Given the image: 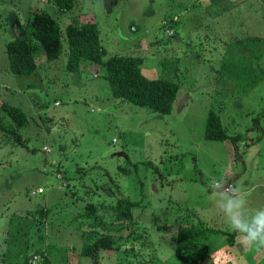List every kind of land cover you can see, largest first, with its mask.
Returning <instances> with one entry per match:
<instances>
[{"label":"rangeland","instance_id":"1","mask_svg":"<svg viewBox=\"0 0 264 264\" xmlns=\"http://www.w3.org/2000/svg\"><path fill=\"white\" fill-rule=\"evenodd\" d=\"M207 1L76 0L61 10L52 0H0V106L8 103L28 117L17 134L0 132V264H21L27 255H37L40 264L47 250L51 264H184L175 255L179 226L200 221L235 233L214 209L215 186L230 184L250 207H264V188L247 191L264 180V0H247L225 23L196 17ZM41 11L60 24L61 54L48 61L39 45L34 73L14 75L5 45L20 34L34 41L28 22ZM176 14L180 20L172 22ZM87 20L98 25L105 59L142 57L146 78L179 85L170 114L114 99L101 66L82 61L76 72L65 69V28ZM247 34L254 38L234 49L229 36ZM217 35L228 40L219 43ZM226 50V64L234 68L221 73L219 54ZM211 109L228 134L241 136L235 146L205 139ZM0 120L10 124L1 110ZM121 199L136 203V236L144 237L101 250L99 263L80 256L95 238L91 220L81 216L84 205L98 204L110 222ZM206 242L210 255L264 264V250L241 254L221 233Z\"/></svg>","mask_w":264,"mask_h":264},{"label":"trees","instance_id":"2","mask_svg":"<svg viewBox=\"0 0 264 264\" xmlns=\"http://www.w3.org/2000/svg\"><path fill=\"white\" fill-rule=\"evenodd\" d=\"M75 1L52 0L54 5L61 10H71ZM28 28L29 35L34 41H31L28 35L20 34L5 45L4 52L9 72L17 76H29L34 73L37 68L34 55L39 45L42 46L48 61L58 59L62 51L60 24L49 14L42 11L35 12L28 22ZM65 39L68 48L65 69L68 72L79 70L82 61L91 62L101 66L104 70V78L108 82L111 96L114 99L126 101L134 106L143 107L162 115L171 113L178 95L179 85L163 78L154 80L146 78L140 69L143 63L142 57L113 55L105 59L107 53L101 45L99 28L95 21L87 20L80 26L67 25ZM0 110L10 120V124L7 126L0 120L2 136L15 135L28 123L26 113L18 107L3 103ZM204 137L210 141H230L234 146L241 139L240 135L227 133L220 115L213 109L209 110L206 118ZM135 205L136 203L129 200L117 201L113 207L116 220L106 222L99 214L101 207L98 204L86 203L81 216L91 220L88 228L93 229L91 232L95 233V238L92 243L83 246L80 256L99 263L101 250L108 252L118 250L121 242H124V245L129 241V238L137 239V236L143 238L144 232L136 236L138 228L135 226L137 223L133 220L131 212ZM99 226L108 232H122L124 236H114L108 232L107 234L98 233ZM79 229L81 230V227ZM219 233L227 237L230 246L233 245L236 233L227 234L225 231L208 227L207 224L200 221L179 226L174 239L176 257L184 264H211V262L209 263L211 250L208 249L206 241L211 234ZM37 254L43 255V252ZM49 255L47 250L40 264H51ZM34 256L39 258L37 255ZM33 257L29 258L27 255L21 264H32ZM34 262V264L38 263L36 260Z\"/></svg>","mask_w":264,"mask_h":264},{"label":"clouds","instance_id":"3","mask_svg":"<svg viewBox=\"0 0 264 264\" xmlns=\"http://www.w3.org/2000/svg\"><path fill=\"white\" fill-rule=\"evenodd\" d=\"M173 35V34H172ZM213 206L236 233L240 246L246 251L264 250V207L252 208L240 189L222 185L212 190ZM211 264H247L246 257L228 254L210 255Z\"/></svg>","mask_w":264,"mask_h":264},{"label":"crops","instance_id":"4","mask_svg":"<svg viewBox=\"0 0 264 264\" xmlns=\"http://www.w3.org/2000/svg\"><path fill=\"white\" fill-rule=\"evenodd\" d=\"M249 3H251L252 5V1H248ZM244 3H247V0H208L207 1V4L208 5H205V8H204V12L202 14L204 15H200L199 17L196 16L198 19L204 21L206 19L210 20L211 22L213 23H220V22H227L228 20H231L230 17L232 16V13L234 11L237 10L238 7L240 6H243ZM248 4V3H247ZM246 10V9H242V11H238L240 13V15L243 17V11ZM226 18H228L226 20ZM180 20V15H174L173 16V21L172 22H178ZM226 20V21H225ZM199 26H201V23L198 24ZM206 25V24H205ZM203 25V27L205 26ZM226 31H228V26L226 27L225 29ZM251 33H254V31H250ZM231 35V34H230ZM230 40H232L233 38L235 39V42L237 43L236 46L234 47V49H239V44H240V41H243L244 39H250L252 40L254 38V35H245V36H242L240 38H238L237 35H233V36H229ZM232 37V38H231ZM228 37H221V36H216L215 37V40H217V42L221 43L222 42V39H225V40H228L226 39ZM254 47L255 48H258V45L257 43L254 41ZM242 50V49H241ZM226 51H221V53L219 54V57H220V71L221 73H227V72H231L232 69L234 67H231V66H228L226 64ZM248 51V50H247ZM241 53H244V52H241ZM261 55H260V59H261ZM258 59H259V56H258ZM176 71H178V69L175 68ZM8 89V88H6ZM182 99H185V98H182ZM181 99V100H182ZM261 182L259 184H252L248 189L247 191L249 192H254L257 187H260L261 189L264 188V180H260ZM230 185V184H228ZM240 245L239 243V240L237 239V236L234 238L233 240V245L232 246H236L238 247ZM213 253V252H212ZM217 253V252H216ZM241 254H244V251H243V248L241 247ZM235 257H239V255H234ZM248 264V263H247Z\"/></svg>","mask_w":264,"mask_h":264},{"label":"built area","instance_id":"5","mask_svg":"<svg viewBox=\"0 0 264 264\" xmlns=\"http://www.w3.org/2000/svg\"><path fill=\"white\" fill-rule=\"evenodd\" d=\"M168 33H169V36L173 34V32H172L171 30L168 31ZM44 149H45V148H44ZM45 150H46V149H45ZM228 186H231V185H228ZM228 186H227V187H228ZM41 192H42V189H38L37 191H34L33 194L41 193ZM33 260H34V261L37 260V257L34 256V257H33ZM34 261H33V262H34Z\"/></svg>","mask_w":264,"mask_h":264}]
</instances>
